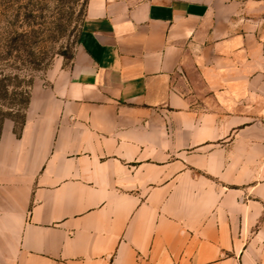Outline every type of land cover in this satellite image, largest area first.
<instances>
[{
    "label": "crops",
    "instance_id": "1",
    "mask_svg": "<svg viewBox=\"0 0 264 264\" xmlns=\"http://www.w3.org/2000/svg\"><path fill=\"white\" fill-rule=\"evenodd\" d=\"M80 59L0 132V264H264V0H87Z\"/></svg>",
    "mask_w": 264,
    "mask_h": 264
},
{
    "label": "rangeland",
    "instance_id": "2",
    "mask_svg": "<svg viewBox=\"0 0 264 264\" xmlns=\"http://www.w3.org/2000/svg\"><path fill=\"white\" fill-rule=\"evenodd\" d=\"M86 2L0 0L2 110L17 109L33 87L44 85L55 70L80 59L77 37ZM15 118L16 122L7 118L3 122L12 121L18 133L21 126Z\"/></svg>",
    "mask_w": 264,
    "mask_h": 264
},
{
    "label": "trees",
    "instance_id": "3",
    "mask_svg": "<svg viewBox=\"0 0 264 264\" xmlns=\"http://www.w3.org/2000/svg\"><path fill=\"white\" fill-rule=\"evenodd\" d=\"M28 100H29V95H26V98H24V100H22V102L20 103L19 107L17 109H15V110L12 107H9V110H2L0 108V132H1L3 119H5V118L16 122L17 120H16L15 117H17L18 122L20 123V126L22 125L23 120H24V111H25V109L27 107ZM19 111H22V112L19 113Z\"/></svg>",
    "mask_w": 264,
    "mask_h": 264
}]
</instances>
